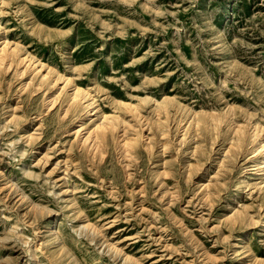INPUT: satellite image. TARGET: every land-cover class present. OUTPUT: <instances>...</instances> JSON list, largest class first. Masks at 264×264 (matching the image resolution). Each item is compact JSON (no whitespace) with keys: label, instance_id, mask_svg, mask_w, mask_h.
I'll list each match as a JSON object with an SVG mask.
<instances>
[{"label":"rangeland","instance_id":"374dc122","mask_svg":"<svg viewBox=\"0 0 264 264\" xmlns=\"http://www.w3.org/2000/svg\"><path fill=\"white\" fill-rule=\"evenodd\" d=\"M7 41L0 264H264V0H0Z\"/></svg>","mask_w":264,"mask_h":264},{"label":"bare ground","instance_id":"6f19581e","mask_svg":"<svg viewBox=\"0 0 264 264\" xmlns=\"http://www.w3.org/2000/svg\"><path fill=\"white\" fill-rule=\"evenodd\" d=\"M9 42H5L1 52H0V66H4V68H10L12 66V60H10L12 56V51L5 52V48L8 46ZM11 49V48H10ZM12 50H15L12 49ZM18 50V49H17ZM15 55V53H14ZM29 55V54H28ZM15 57V56H14ZM20 64H23L25 66V69L18 70L16 74L23 77L27 74V69L32 68V72L42 73L41 74V81H47L48 86L53 87L56 83L57 79H50L52 73H54V70L50 68L49 66H46L44 63H41L39 61H35L30 56H23L20 60ZM8 65V66H7ZM16 65V63H15ZM17 67V66H16ZM19 68V67H18ZM17 68V69H18ZM33 75V74H32ZM57 77V76H56ZM62 78V76H61ZM68 86V83H70L69 79H66ZM42 84V82H41ZM61 89V88H60ZM59 89V91H60ZM63 93V92H62ZM82 95L81 98L79 96ZM64 98V97H63ZM165 100V99H164ZM53 101V100H52ZM71 102L74 105L75 112H85L88 114V116L92 119L93 116H95L97 113L95 109H97V106H95L94 99L91 97V95L85 91L80 86L76 85L74 87V93L71 95ZM170 103V102H169ZM168 104V103H163ZM52 105V104H51ZM60 105V104H59ZM50 107V106H49ZM73 110V111H74ZM95 111V113H93ZM72 116V115H71ZM192 118V117H191ZM208 118V117H207ZM110 117L106 115L105 113H101V116H99L98 120L95 119V127L93 129L86 128L84 126L83 121H78L79 125L77 126V130L75 131V134L77 135V139L79 140V145L83 146L89 153L92 155H95L97 152H100L101 148L106 144L108 141L109 135H114L115 128L113 125L108 123V120ZM115 119V118H114ZM195 119V118H194ZM84 120V119H83ZM116 121V120H115ZM197 122V121H196ZM202 122V121H201ZM113 124V123H112ZM197 124V123H196ZM198 125V124H197ZM140 126V124H139ZM240 127V126H239ZM238 127V128H239ZM255 127V126H254ZM207 128V127H206ZM243 130V129H242ZM256 130V129H255ZM85 131V133H83ZM242 133V132H241ZM118 134V133H117ZM116 134V135H117ZM246 134V133H245ZM242 136V135H241ZM247 137V134H246ZM249 137V136H248ZM261 137V136H260ZM113 138V137H112ZM117 138V137H116ZM262 138V137H261ZM115 141V140H114ZM133 141V140H132ZM241 142V139H240ZM244 145V144H243ZM125 146V145H124ZM123 147V146H122ZM127 149V148H126ZM103 150V149H102ZM253 158H256V167L254 170L260 171L261 177L264 179V138L261 139L260 145L253 150ZM126 152V151H125ZM102 153V152H101ZM103 154V153H102ZM125 155V154H124ZM104 158V157H103ZM88 159V158H87ZM94 159V158H93ZM103 160V159H102ZM255 160V159H254ZM94 161V160H93ZM95 163V162H94ZM92 164V163H91ZM94 165V164H93ZM79 168V167H78ZM261 168V169H259ZM31 173V172H29ZM209 175V174H208ZM31 176V175H30ZM264 227V226H263ZM86 229V228H85ZM111 249V248H110ZM116 250V249H115ZM119 250H116L118 253ZM132 259V258H131ZM139 263V262H138Z\"/></svg>","mask_w":264,"mask_h":264}]
</instances>
